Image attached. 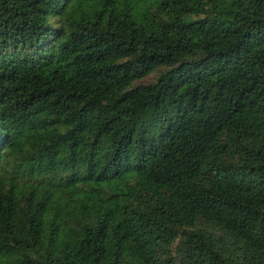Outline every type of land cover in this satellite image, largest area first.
Returning <instances> with one entry per match:
<instances>
[{
	"label": "trees",
	"instance_id": "obj_1",
	"mask_svg": "<svg viewBox=\"0 0 264 264\" xmlns=\"http://www.w3.org/2000/svg\"><path fill=\"white\" fill-rule=\"evenodd\" d=\"M127 256L264 264V0H0V264Z\"/></svg>",
	"mask_w": 264,
	"mask_h": 264
},
{
	"label": "rangeland",
	"instance_id": "obj_2",
	"mask_svg": "<svg viewBox=\"0 0 264 264\" xmlns=\"http://www.w3.org/2000/svg\"><path fill=\"white\" fill-rule=\"evenodd\" d=\"M151 80L152 76L149 75L136 82L146 84ZM13 167H17L18 169L16 172L13 173L16 185L14 187V191L12 192V198L18 203H23L24 198L26 196L35 194L33 188L38 186H36L35 183L32 181H23L25 176L21 172L22 166L18 165V162L15 160L14 156L8 157L7 169L9 174H11ZM112 192H114L112 186L103 185L99 190H96L90 184H77V186L71 189L70 196L68 198H61L60 202L65 203V206L62 207V210L56 209V202L58 201H55V204L51 205L50 209L45 212V220L48 222V225H51L52 222V224L57 225L59 227H71L73 226V224H75L77 220L83 219V216H89V212H86L88 209H82L80 205L84 203H89L90 198H93L97 195L104 193L108 194ZM128 257L129 256H127L126 259L123 261L124 264H144L140 261L133 260Z\"/></svg>",
	"mask_w": 264,
	"mask_h": 264
}]
</instances>
